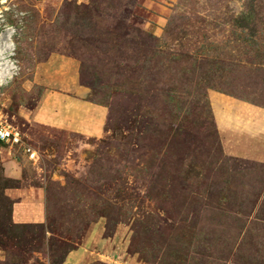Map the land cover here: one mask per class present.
<instances>
[{
	"label": "rangeland",
	"instance_id": "obj_1",
	"mask_svg": "<svg viewBox=\"0 0 264 264\" xmlns=\"http://www.w3.org/2000/svg\"><path fill=\"white\" fill-rule=\"evenodd\" d=\"M51 56L83 94L60 58L40 71ZM251 106L264 0H0V114L37 153L0 143V264L80 246L104 264H264ZM38 108L62 126L26 118ZM19 184L41 190V224L12 222Z\"/></svg>",
	"mask_w": 264,
	"mask_h": 264
},
{
	"label": "crops",
	"instance_id": "obj_2",
	"mask_svg": "<svg viewBox=\"0 0 264 264\" xmlns=\"http://www.w3.org/2000/svg\"><path fill=\"white\" fill-rule=\"evenodd\" d=\"M60 58L62 61L66 62V67L64 68L65 76H64V84L68 87L69 91H73L77 94H83V87L80 86L78 82V73L77 71L71 70V66H74L72 61H68L64 57H57L51 56L46 62V65L39 66L38 68L40 71L44 68L46 71L50 69V64L53 63L55 60H59ZM68 73V74H67ZM37 74V73H36ZM51 78V76L49 75ZM43 85H50L49 89L54 87L52 86V82L50 80L47 81V78L43 80ZM54 86V85H53ZM48 90V89H47ZM93 107V106H92ZM94 108V107H93ZM250 111V116L256 118V124L250 128V132H248L247 141L248 144L245 143V135H243V140L241 142V148L243 153H246L247 157H257L259 160L264 162V110L262 108H248ZM20 113L25 115L22 110ZM41 108H38L34 111V114L28 118L32 123H36L40 126H54L59 127L62 126V122L55 121L56 119L51 118L49 116L47 120H40ZM47 117V116H46ZM44 116V118H46ZM257 132V134H255ZM8 167L5 168L6 176L11 179L19 180L20 177L13 175L9 172ZM5 195L11 199V220L15 225H34V224H41L44 220V201L42 197L41 190L39 188H33L31 186H23L19 184L18 188H11L5 190ZM98 251L94 253L97 257H91L89 249L80 246L76 249L70 250L61 264H104V261L99 257Z\"/></svg>",
	"mask_w": 264,
	"mask_h": 264
},
{
	"label": "built area",
	"instance_id": "obj_3",
	"mask_svg": "<svg viewBox=\"0 0 264 264\" xmlns=\"http://www.w3.org/2000/svg\"><path fill=\"white\" fill-rule=\"evenodd\" d=\"M0 142L10 146L22 147L24 153L32 160L37 157L36 151L32 147H29L24 143L20 131L11 123H9L1 114Z\"/></svg>",
	"mask_w": 264,
	"mask_h": 264
},
{
	"label": "trees",
	"instance_id": "obj_4",
	"mask_svg": "<svg viewBox=\"0 0 264 264\" xmlns=\"http://www.w3.org/2000/svg\"><path fill=\"white\" fill-rule=\"evenodd\" d=\"M1 143V142H0Z\"/></svg>",
	"mask_w": 264,
	"mask_h": 264
}]
</instances>
